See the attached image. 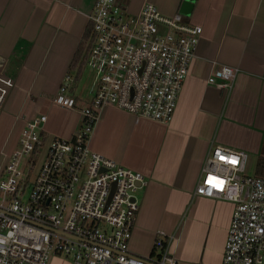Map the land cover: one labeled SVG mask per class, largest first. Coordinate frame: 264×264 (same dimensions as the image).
<instances>
[{
  "label": "crops",
  "instance_id": "0c3cea01",
  "mask_svg": "<svg viewBox=\"0 0 264 264\" xmlns=\"http://www.w3.org/2000/svg\"><path fill=\"white\" fill-rule=\"evenodd\" d=\"M147 1L174 16L185 0H120L133 13ZM94 3L0 0V72L16 84L0 115V174L37 115H48L47 138L71 139L81 129V110L91 106L94 91L76 93L88 53L78 62L77 55ZM184 19L203 32L173 119L137 120L107 107L89 144L148 180L139 192L133 253L157 256L156 241L163 238L179 264H222L234 204L195 190L217 145L247 152L255 174L264 157V0H195ZM222 66L238 72L230 91L207 83ZM63 83L76 99L75 110L52 102Z\"/></svg>",
  "mask_w": 264,
  "mask_h": 264
},
{
  "label": "built area",
  "instance_id": "2783aa9c",
  "mask_svg": "<svg viewBox=\"0 0 264 264\" xmlns=\"http://www.w3.org/2000/svg\"><path fill=\"white\" fill-rule=\"evenodd\" d=\"M88 20L91 106L81 110V129L71 139L46 137L47 114L23 128L19 149L0 174V264H48L52 254L71 264H179L163 238H157V256L131 251L139 192L148 180L94 152L89 142L107 107L169 123L203 28L181 13L163 14L150 1L133 13L120 0H95ZM237 74L222 66L207 83L230 91ZM68 83L52 102L75 110ZM15 86L0 72V115ZM248 161L247 152L217 145L195 190L234 204L222 264H264V175L248 174Z\"/></svg>",
  "mask_w": 264,
  "mask_h": 264
},
{
  "label": "rangeland",
  "instance_id": "374dc122",
  "mask_svg": "<svg viewBox=\"0 0 264 264\" xmlns=\"http://www.w3.org/2000/svg\"><path fill=\"white\" fill-rule=\"evenodd\" d=\"M94 75H95L94 72L89 67H85L84 70L82 71L81 78L78 81L79 84H77V87H80V89L77 88L76 93L78 94L83 93L87 95L88 92L95 91V84L93 83ZM74 84L75 83H72V87ZM3 134L4 131L0 129V137L3 136ZM252 164L251 161L250 163L248 161L247 172L250 175L255 174ZM71 261H72L71 258L52 254L48 264H71Z\"/></svg>",
  "mask_w": 264,
  "mask_h": 264
},
{
  "label": "trees",
  "instance_id": "16d2710c",
  "mask_svg": "<svg viewBox=\"0 0 264 264\" xmlns=\"http://www.w3.org/2000/svg\"><path fill=\"white\" fill-rule=\"evenodd\" d=\"M90 35H91V30H90V27H88V30L83 38L79 53L77 55V62L83 58L84 54L88 53V42L90 40ZM256 174L261 175V176L264 175V157H262L257 164Z\"/></svg>",
  "mask_w": 264,
  "mask_h": 264
},
{
  "label": "water",
  "instance_id": "95a60500",
  "mask_svg": "<svg viewBox=\"0 0 264 264\" xmlns=\"http://www.w3.org/2000/svg\"><path fill=\"white\" fill-rule=\"evenodd\" d=\"M194 2L195 0H185L180 10L181 13L184 15H190L193 9Z\"/></svg>",
  "mask_w": 264,
  "mask_h": 264
}]
</instances>
